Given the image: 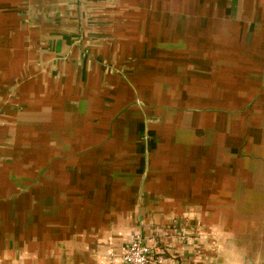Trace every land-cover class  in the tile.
<instances>
[{
    "label": "crops",
    "instance_id": "crops-1",
    "mask_svg": "<svg viewBox=\"0 0 264 264\" xmlns=\"http://www.w3.org/2000/svg\"><path fill=\"white\" fill-rule=\"evenodd\" d=\"M202 1L0 0V264L117 263L137 236L165 264L243 260L264 0Z\"/></svg>",
    "mask_w": 264,
    "mask_h": 264
},
{
    "label": "rangeland",
    "instance_id": "rangeland-1",
    "mask_svg": "<svg viewBox=\"0 0 264 264\" xmlns=\"http://www.w3.org/2000/svg\"><path fill=\"white\" fill-rule=\"evenodd\" d=\"M202 2L205 3V2H207V0L202 1ZM209 2H211V0ZM148 14H149L148 18H149L150 24H153L156 20L160 19V17L156 13H148ZM213 34H214V32H213ZM233 44H235V43H233ZM211 45H212V48H210V49L213 51H217V49H222V51H225L227 49L233 50L232 48L227 46L226 41L224 43H221L220 39H217V37H215V36H214V43ZM202 48L203 47H201L199 44H197V51H199V52L203 51ZM255 198L256 197H254V199ZM260 198L264 199V196H260ZM254 204L259 206V207L255 206L253 210L250 209L248 212H254V214H249V215H254L255 220H253L252 222L250 220H248V221L246 220V222H245L246 227L243 228V229H245L244 232L247 234L246 235L247 237L244 239H246L248 241V243L250 244V247L244 245V247L241 248V249H243L244 253L239 254L240 255L239 259H241V256H242L243 260H239V262H235L233 264H264V218H263L264 217V203L263 204L250 203V204H246V207L253 206ZM258 212H261L263 214L256 215ZM248 225H249V227H248ZM251 226H253V227H251ZM211 228H213V227L211 226ZM242 235L244 236V234H242ZM208 236L207 237L194 236L193 238L197 241L198 240L201 241V239L205 238L204 241H206ZM221 238L219 236L213 237V241H214L213 245L214 246L219 245L218 243H219ZM188 239L190 240L192 238H188ZM188 239L184 237L183 241L187 242ZM157 241H158V243L160 242L159 240H157ZM155 243H156V241H155ZM158 243H156L155 245L157 247H159V249H161L162 244L161 243L158 244ZM161 251H163V248L161 249Z\"/></svg>",
    "mask_w": 264,
    "mask_h": 264
},
{
    "label": "built area",
    "instance_id": "built-area-1",
    "mask_svg": "<svg viewBox=\"0 0 264 264\" xmlns=\"http://www.w3.org/2000/svg\"><path fill=\"white\" fill-rule=\"evenodd\" d=\"M166 258L159 247L149 246L140 236L134 237L122 247L117 263L110 264H165Z\"/></svg>",
    "mask_w": 264,
    "mask_h": 264
}]
</instances>
